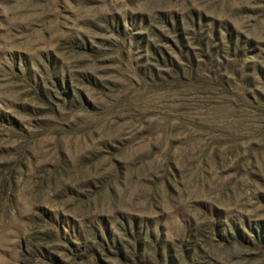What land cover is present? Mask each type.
<instances>
[{
  "label": "rangeland",
  "instance_id": "1",
  "mask_svg": "<svg viewBox=\"0 0 264 264\" xmlns=\"http://www.w3.org/2000/svg\"><path fill=\"white\" fill-rule=\"evenodd\" d=\"M0 264H264V0H0Z\"/></svg>",
  "mask_w": 264,
  "mask_h": 264
}]
</instances>
